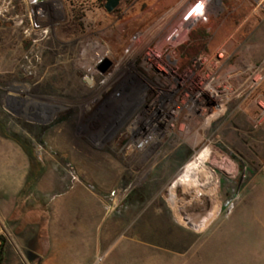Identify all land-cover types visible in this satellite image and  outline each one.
<instances>
[{
    "label": "rangeland",
    "instance_id": "374dc122",
    "mask_svg": "<svg viewBox=\"0 0 264 264\" xmlns=\"http://www.w3.org/2000/svg\"><path fill=\"white\" fill-rule=\"evenodd\" d=\"M59 1L62 14L52 13L50 21L45 10L34 20L31 0H0V210H5L0 223L6 233L28 243L30 223L44 211L47 188L81 183L111 190L118 185L119 200L112 206L132 205L133 219L162 220L155 230L136 225L132 232L149 240L148 250L162 255L163 264H264V163L253 171L248 164L245 170L240 156L228 149L245 139L222 133L227 128L251 132L248 144L264 154V121L259 126L253 121L258 102L264 104V0L212 3L207 21L200 24L211 37L207 51L214 54L222 47L233 52L224 65L236 69V94L227 105L229 115L214 124L216 134L211 125L199 134L197 145L173 140L134 156L121 152L102 130L138 80L124 50L142 34L140 53L173 15L184 16L189 0H132L116 14L105 10V0H86V33L78 39L60 35L69 9L66 0ZM95 43L111 59L124 61L106 86L97 82L89 88L82 65ZM37 104L55 108L39 119L26 111ZM210 144L235 170L225 172L206 162L218 176L221 207L210 225L195 231L177 220L170 192L177 206L189 202L179 210L182 217L196 219L209 210L204 196L192 202L190 189L174 184L184 166ZM241 175L245 180L239 185ZM6 247L9 253L12 246Z\"/></svg>",
    "mask_w": 264,
    "mask_h": 264
},
{
    "label": "built area",
    "instance_id": "2783aa9c",
    "mask_svg": "<svg viewBox=\"0 0 264 264\" xmlns=\"http://www.w3.org/2000/svg\"><path fill=\"white\" fill-rule=\"evenodd\" d=\"M220 2L189 0L184 16L176 19L173 15L158 28L140 53L142 34H138L124 50V58H131L137 69L138 80L126 90L113 116L102 124V130L125 155L141 154L148 148L163 147L173 140L178 144L191 141L197 145L199 134L227 112V105L236 94L232 82L236 78V69L225 67L226 49L219 47L214 54L202 52L184 67L179 51L190 40L191 32L207 21L212 3L220 6ZM91 49L82 67L92 85L100 79L99 85L106 86L124 58L102 74L98 68L104 59L111 58L110 52ZM257 78V75L253 78L254 86L258 85ZM257 106L259 113L253 121L259 126L264 121V104L259 101ZM207 147L211 144L204 148Z\"/></svg>",
    "mask_w": 264,
    "mask_h": 264
},
{
    "label": "crops",
    "instance_id": "0c3cea01",
    "mask_svg": "<svg viewBox=\"0 0 264 264\" xmlns=\"http://www.w3.org/2000/svg\"><path fill=\"white\" fill-rule=\"evenodd\" d=\"M226 113L229 115L230 110ZM216 125L211 130L213 134L217 132ZM222 133L245 139L243 145L228 149L245 159L252 171L264 163L263 152L248 144L251 132L227 128ZM46 193L44 211L30 223L25 246L8 235L0 223V233L7 240L3 264H163L162 255L148 250L149 240L132 232L136 225L155 230L163 226L162 220L133 219L132 205L112 206L119 200L118 185L107 190L79 183L47 188ZM0 212L5 214L2 208ZM7 244L12 246L9 253Z\"/></svg>",
    "mask_w": 264,
    "mask_h": 264
},
{
    "label": "bare ground",
    "instance_id": "6f19581e",
    "mask_svg": "<svg viewBox=\"0 0 264 264\" xmlns=\"http://www.w3.org/2000/svg\"><path fill=\"white\" fill-rule=\"evenodd\" d=\"M31 1L35 2V0ZM41 3H46L51 7H55L57 11L59 13L61 12L62 14V5L59 0H44ZM41 3H38L37 5L35 4V8H38V5ZM93 47L96 49L99 48L97 50L98 52L103 51V48L98 43H95ZM194 158L195 159H193L191 163L189 162L184 166L183 172L174 186L180 185L189 188L192 193V202L200 203L202 196H204L209 201V210L205 213L202 212L203 215L196 219H190L189 217H182L179 213V210L189 202H185L181 206H177L173 201V192H170V202L175 211H177L176 218L179 222H182L184 224L188 223L195 231H202L216 218L219 212V208L221 207L217 195L219 179L215 171L210 166L212 165L213 167H216L225 172H234L235 167H233L234 165L230 160L227 159V157H225V155L221 154L219 151L211 147L203 148ZM207 161L211 162V165H207ZM184 191L186 192V190Z\"/></svg>",
    "mask_w": 264,
    "mask_h": 264
},
{
    "label": "trees",
    "instance_id": "16d2710c",
    "mask_svg": "<svg viewBox=\"0 0 264 264\" xmlns=\"http://www.w3.org/2000/svg\"><path fill=\"white\" fill-rule=\"evenodd\" d=\"M86 0H66L69 9V18L60 26V35L70 39L81 38L86 29L82 19L86 17ZM210 34L206 27L199 26L190 34V40L180 48L181 66L190 65L194 58L202 52L207 51ZM7 242L4 234L0 233V264L5 262V243Z\"/></svg>",
    "mask_w": 264,
    "mask_h": 264
},
{
    "label": "flooded vegetation",
    "instance_id": "af4514ba",
    "mask_svg": "<svg viewBox=\"0 0 264 264\" xmlns=\"http://www.w3.org/2000/svg\"><path fill=\"white\" fill-rule=\"evenodd\" d=\"M106 1V0H105ZM132 0H126L125 2H123V0H120V2H119V4H118V6L114 9V11L112 12V13H118L119 12V6L121 5V4H123V3H129V2H131ZM41 5V6H40ZM104 5H105V3H104ZM33 7V6H32ZM105 8V7H104ZM46 9V10H45ZM43 10H45V11H43ZM55 10V11H54ZM33 11L36 13L35 15H34V20H36L37 19V15L39 14L40 15V17H44V15H42V13H39L38 11H43V13L45 12V14L46 15H48L49 17H50V21H53V19L55 18L54 17V15L52 14V13H54V12H58L57 11V9L56 8H53V7H51L50 5H47L46 3L44 4H39L38 5V8L36 7V8H34L33 7ZM59 13V12H58ZM53 25H51V27H52ZM109 59H111V58H109ZM118 62V61H117ZM116 62V60L115 59H111V63H112V65L104 72V73H106L109 69H111V68H113V65L115 64V63H117ZM119 70V69H118ZM118 70H117V72H118ZM100 71V70H99ZM116 72V73H117ZM101 73V72H100ZM104 73H102V74H104ZM99 79V78H98ZM100 81V79L99 80H97L96 81V84H97V82H99ZM85 83L89 86V88L90 87H92L93 85L91 84V78H90V76L89 75H87V77L85 78ZM31 109L29 108L28 110H26L27 111V113H29V114H32V115H34L35 117H37V118H39V119H42L44 116H46V115H48V113L50 112V110L53 108H55V106H52V105H48V104H37V105H31ZM72 114H73V112L72 111H70V112H67V115L64 117V119L66 120V119H69L70 118V115L72 116ZM238 159H239V161L240 162H242V164L243 165H245L244 167H245V170H246V166H248V162L245 160V159H243L242 157L240 158V157H238ZM249 168H251V166H250V164H249ZM244 175H241L240 176V178H239V185H241V183H242V181H244L245 179H244Z\"/></svg>",
    "mask_w": 264,
    "mask_h": 264
},
{
    "label": "water",
    "instance_id": "95a60500",
    "mask_svg": "<svg viewBox=\"0 0 264 264\" xmlns=\"http://www.w3.org/2000/svg\"><path fill=\"white\" fill-rule=\"evenodd\" d=\"M44 0H35V4L37 5L38 3L43 2ZM120 0H106L105 1V10L107 12H113L114 9L118 6ZM112 65L111 59L106 58L103 60L102 64L99 66V70L101 73H104L110 66Z\"/></svg>",
    "mask_w": 264,
    "mask_h": 264
}]
</instances>
